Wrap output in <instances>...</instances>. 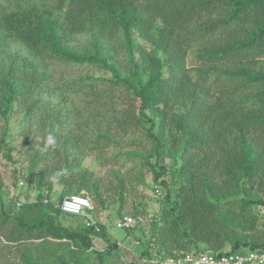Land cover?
I'll return each mask as SVG.
<instances>
[{
  "label": "trees",
  "instance_id": "1",
  "mask_svg": "<svg viewBox=\"0 0 264 264\" xmlns=\"http://www.w3.org/2000/svg\"><path fill=\"white\" fill-rule=\"evenodd\" d=\"M74 67L84 72L68 77ZM17 115L37 195L7 212L0 174V264H104L93 238L105 239V227L63 213L54 186L59 202L83 196L92 216L117 204L120 219L146 173L166 193L138 238L141 257L151 244L170 254L264 252V0H0L9 162ZM129 140L138 171L106 181L83 165ZM66 215L78 221L66 226Z\"/></svg>",
  "mask_w": 264,
  "mask_h": 264
},
{
  "label": "rangeland",
  "instance_id": "2",
  "mask_svg": "<svg viewBox=\"0 0 264 264\" xmlns=\"http://www.w3.org/2000/svg\"><path fill=\"white\" fill-rule=\"evenodd\" d=\"M14 1V0H12ZM142 45H145L142 43ZM135 60L139 64L138 55H135ZM196 63L192 55H189L187 60V66L193 67ZM60 71V69H59ZM55 73L59 75L60 72ZM84 72L83 68H69L65 74L68 77H74ZM21 116L17 115L12 117L9 121V146L12 150L13 161L9 162L0 154V174L3 181V189L1 195L5 203V209L7 212H11L13 208H17L19 204L24 202H34L37 195L36 190L29 183L26 177L27 157L23 154L24 145L21 137L18 136L19 122ZM3 122L0 121V134L2 130ZM130 140L125 142L119 149L110 148L106 151L105 158L94 155H87L82 157L83 165L86 169L92 171L95 176L104 177L106 181L110 180V173L115 172H136L140 165V159L132 158L128 155L129 152L139 151V148L135 146H129ZM147 149L150 148L148 145ZM154 162V160H152ZM159 164L165 166L177 167L179 163H175L171 160L162 159ZM132 170V171H130ZM132 172V173H133ZM145 185L137 186L134 196H130L126 199L127 203L122 215H131L132 210L141 211V215L135 219V227L126 233L125 230L117 229L115 222L119 219L117 216V204L109 205L103 211L92 216L93 221L101 223L105 227V239L93 238V249L95 251L103 252L105 255L104 264H144L143 257L140 256L141 246L136 244L138 238L144 234L148 236L149 224L156 216L159 209L162 197L165 195L166 190L157 187L151 179V175L146 173L144 176ZM164 180L168 182L169 189H173L168 177ZM22 182V186H20ZM61 186L55 185L53 189L52 202L54 205H58L61 199ZM80 220L84 218L80 217ZM78 220L70 217L63 216V224L70 226ZM143 238V237H142ZM109 243H115L117 245L116 251H109Z\"/></svg>",
  "mask_w": 264,
  "mask_h": 264
},
{
  "label": "built area",
  "instance_id": "3",
  "mask_svg": "<svg viewBox=\"0 0 264 264\" xmlns=\"http://www.w3.org/2000/svg\"><path fill=\"white\" fill-rule=\"evenodd\" d=\"M22 186V182H20ZM78 198V200L74 199ZM65 201L69 202V207H79V211L66 210ZM86 201V203H79ZM60 210L68 215L78 216L85 219L87 225L95 223L89 211L92 209L89 199L80 195H71L58 202ZM264 210L261 211V214ZM117 229L130 231L135 227V219L131 215H124L115 222ZM138 245L139 242L137 241ZM144 264H264V252H249L246 254L218 255L208 252L191 251L184 253H167L166 251L158 252L151 244L149 256L143 257Z\"/></svg>",
  "mask_w": 264,
  "mask_h": 264
},
{
  "label": "clouds",
  "instance_id": "4",
  "mask_svg": "<svg viewBox=\"0 0 264 264\" xmlns=\"http://www.w3.org/2000/svg\"><path fill=\"white\" fill-rule=\"evenodd\" d=\"M55 143H56L55 138L51 134H49L46 138V145H55ZM74 199L78 200V198H74ZM79 203H86V201H79ZM65 208L66 210H75L77 212L80 210L78 206L74 208H70L68 201H65Z\"/></svg>",
  "mask_w": 264,
  "mask_h": 264
}]
</instances>
